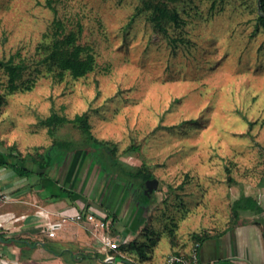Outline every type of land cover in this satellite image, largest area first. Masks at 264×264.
<instances>
[{
    "label": "rangeland",
    "instance_id": "374dc122",
    "mask_svg": "<svg viewBox=\"0 0 264 264\" xmlns=\"http://www.w3.org/2000/svg\"><path fill=\"white\" fill-rule=\"evenodd\" d=\"M51 5L0 0V60L12 56L24 66L14 91L0 69L5 162H32L54 138L72 141L75 148L64 157L57 150L52 162H85L77 193H70L94 202L86 206L71 197L68 204L100 216L116 212L118 221L105 232L115 237L117 229L134 231L131 241L158 244L149 247L155 260L169 248L194 243L195 233L215 234L230 226L232 203L240 196H253L264 208V28L257 0H181L174 5L181 25L169 24L166 33L147 19L141 0H51ZM54 20L90 47L96 65L86 76L58 79L48 71L40 45L51 42ZM52 111L67 118L87 113L91 133L115 149L118 161L144 167L157 179L147 207L135 209L130 190L122 198L132 185L125 188L121 173L103 172L96 192L100 174L97 170L98 179L93 178V166L103 170L112 161L103 146L83 143L71 124L51 137L41 121ZM9 152L16 158L5 157ZM118 180L123 190L117 193ZM24 186V193H33L30 182ZM23 201L15 205L0 194V204L16 215L40 209L30 205L27 194ZM241 217L249 221L256 215ZM78 221L100 233L94 223ZM123 253L139 260L135 250ZM91 254L87 264H107L104 254Z\"/></svg>",
    "mask_w": 264,
    "mask_h": 264
},
{
    "label": "crops",
    "instance_id": "0c3cea01",
    "mask_svg": "<svg viewBox=\"0 0 264 264\" xmlns=\"http://www.w3.org/2000/svg\"><path fill=\"white\" fill-rule=\"evenodd\" d=\"M2 154L4 153L0 152V161H4ZM84 163L85 162H48L46 167L39 168L34 162H0V194H8L11 202L15 205H19L20 203L25 204L26 201H23V197L27 194L31 199L30 205L35 209L37 207L41 209L45 206H49L51 203L58 202H65L67 204L69 202L70 204L75 198L81 199L85 205H90V203L94 201H90V197L85 198L83 194L81 197H79V195L73 197L72 193H70V197L66 196V192L76 189V185L80 182ZM92 164L93 163L90 162V166ZM11 165L27 168L32 172L29 176H20L10 167ZM97 170L99 171L100 178L97 183L99 185L94 188L96 192L100 189L99 186L101 182H103L101 179L105 177V174L103 176V172L106 174L111 173L112 176L116 175L114 172H106L104 169L102 170L99 167L95 168V166H93L92 171L95 173L92 172V174L94 173V179H98L96 175ZM89 173L90 172L87 171V174ZM121 178L122 181L123 177ZM87 181L86 186L91 184L92 180L88 179ZM28 182L34 186L32 188V194L29 192L24 193V190L28 189L24 184H28ZM119 182L120 180H118L117 187H115L117 193L123 190V183L122 186H120ZM68 184L71 189L67 187ZM128 186L129 183L126 184L125 188H129ZM77 190L78 189H76L74 194L77 193ZM129 190L130 188L126 191L124 190L125 194L122 198H126ZM113 192H115V190H113ZM83 193L85 194V190ZM13 195H15V197L17 196V198L14 199ZM71 197H73V199ZM108 197L112 199L111 197H113V194L108 195ZM130 198L132 200V205L136 207H134L135 209L139 210L143 207H147L143 197L138 199V205L135 202L137 200L135 196L133 199L132 196H130ZM103 206L107 208L106 206L108 205L104 204ZM261 207L263 211L259 214L241 210L237 223L228 226L221 232L208 234L209 236L200 243L198 249L200 264H264V208L262 205ZM136 212L137 211H134L130 214L131 221L134 220ZM245 212L256 215L255 219L249 221L242 220L241 216ZM113 213L116 214V212ZM11 215L14 216L11 217ZM51 219L59 220L60 218L56 215H51ZM107 219L111 220V218ZM142 223L141 221L138 226H141ZM42 225V219L35 214V211L31 213L25 211L24 213L22 209V211L16 215L15 212L9 209L6 210L5 206L0 204V264H7L3 262L4 260L15 264H87V260H89L90 257H94L91 252L97 251V253L100 252L103 254V252L99 250V245L96 244V236L93 235V230L91 228L87 230L79 221H64L55 231V235L51 238L41 232ZM111 225L112 223L110 226ZM117 230V236L123 235L127 237L129 241L134 239V231L126 232L124 229ZM135 230L137 229L135 228ZM8 231H16L14 234L15 236L7 234L9 233ZM88 231L90 235L87 233ZM117 236L115 235V237ZM93 237L95 238L94 242L92 240ZM194 243L182 249L179 246L173 249L169 248L168 251L161 255L159 260L154 259L153 253L158 244L155 247L152 246V248L154 247L153 251L151 250L148 252L147 259L142 262L138 260L137 256H135L136 259H131L130 256H126L123 252H119L124 259H117L107 264H127V260L133 261L136 264H165V260L169 254H186L191 250ZM131 256L134 255L132 254Z\"/></svg>",
    "mask_w": 264,
    "mask_h": 264
},
{
    "label": "trees",
    "instance_id": "16d2710c",
    "mask_svg": "<svg viewBox=\"0 0 264 264\" xmlns=\"http://www.w3.org/2000/svg\"><path fill=\"white\" fill-rule=\"evenodd\" d=\"M142 7L141 11L147 13V19L152 22L155 28L162 32L166 33L169 24L180 26L182 18L178 13L177 9L174 7L176 3L181 0H141ZM49 7L53 8L51 5V0H47ZM258 8V22L260 26L264 28V0H257ZM52 37L50 43H42L40 47L46 53L43 61L47 64V69L53 75L57 76L58 79H62L65 74H69L73 78H81L86 76L88 73L92 72L95 69L96 60L95 56L92 53L90 47L78 43V37L76 32L68 31L65 32V26L60 20H54L52 27ZM175 40H172L174 42ZM3 69L8 76L9 90L14 91L17 88L16 81L21 77L22 69L24 66L19 63H14V58L11 56L7 61L0 60V69ZM26 89H30V86H27ZM3 104V95L0 93V106ZM41 123L47 127V132L51 137H54V132L58 127H61L65 124H71L75 128L79 129L82 133L84 140L83 143H95L99 146H103L106 154L109 156V159L112 161L107 168H104L106 172H114L123 174V181L132 185V189L136 188L140 191V197L144 198V201L148 205L151 202V193L148 196L143 193V188L145 182L152 178V174L147 172L144 167L131 168L120 161L115 157V149L110 148L107 144L101 140H96V138L91 133V125L89 123L87 113H81L74 115L73 118H67L64 115H60L56 112H51L47 117H45ZM75 148V144L69 140H58L53 139V142L50 147L46 148L42 154H37V156L32 158L39 168H44L47 166L48 162H52L53 157L57 150H60L63 153V157L71 152ZM76 151V150H74ZM73 151V152H74ZM85 156V155H84ZM6 157L16 158V155L12 152L6 154ZM108 159V160H109ZM5 162V161H0ZM14 171L20 176H29L31 170L18 167L16 165H11ZM70 191L66 192V196L70 197ZM251 211L253 213L259 214L263 211L259 202L253 196H240L233 201L231 212L232 213V225L238 222L240 211ZM106 217H111L112 225L118 221V217L115 213H108ZM1 236V235H0ZM194 240L201 243L209 235L208 234H193ZM154 245L152 244H139L135 241H130L128 244H121L118 247V250L113 252L115 259H124L122 258L119 252H124L126 249L135 250L139 255V260L144 261L147 258V253L149 247ZM121 249V251H119ZM117 252V253H116ZM127 264H136L133 261L126 262Z\"/></svg>",
    "mask_w": 264,
    "mask_h": 264
},
{
    "label": "built area",
    "instance_id": "2783aa9c",
    "mask_svg": "<svg viewBox=\"0 0 264 264\" xmlns=\"http://www.w3.org/2000/svg\"><path fill=\"white\" fill-rule=\"evenodd\" d=\"M88 206V205H86ZM42 219L43 225L41 231L47 235V237H53L55 231L66 220H83L85 223H94L96 229H100V233L94 232L96 236V242L99 245V250L103 252L105 263H112L116 259L113 252L118 250L121 244H126L128 238L125 236L113 237L110 233H106L105 230L110 229L111 221L105 216L96 215L89 209L77 210L75 206H71L65 202L51 203L49 206H45L35 212ZM51 215H56L60 219L52 220ZM200 247L199 242H195L191 250L186 254L171 253L167 256L165 264H200L198 259V249Z\"/></svg>",
    "mask_w": 264,
    "mask_h": 264
},
{
    "label": "water",
    "instance_id": "95a60500",
    "mask_svg": "<svg viewBox=\"0 0 264 264\" xmlns=\"http://www.w3.org/2000/svg\"><path fill=\"white\" fill-rule=\"evenodd\" d=\"M157 184H158L157 179H155V178L148 179L145 182V185H146L145 193L153 192V190H154V188H156Z\"/></svg>",
    "mask_w": 264,
    "mask_h": 264
},
{
    "label": "flooded vegetation",
    "instance_id": "af4514ba",
    "mask_svg": "<svg viewBox=\"0 0 264 264\" xmlns=\"http://www.w3.org/2000/svg\"><path fill=\"white\" fill-rule=\"evenodd\" d=\"M145 190H146V187L144 186V188H143V193H144V194H145ZM130 191H131L130 196H132V199H133L134 196H135V198H137V200H136L135 202H136V204L138 205V204H139L138 199L140 198V191L142 192V189H140V190L138 191V189L133 188L132 190L130 189ZM146 194H147L148 196H150L149 193H146Z\"/></svg>",
    "mask_w": 264,
    "mask_h": 264
}]
</instances>
